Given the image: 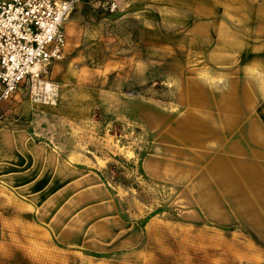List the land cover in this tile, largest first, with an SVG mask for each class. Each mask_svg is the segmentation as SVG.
I'll return each instance as SVG.
<instances>
[{"label":"rangeland","instance_id":"obj_1","mask_svg":"<svg viewBox=\"0 0 264 264\" xmlns=\"http://www.w3.org/2000/svg\"><path fill=\"white\" fill-rule=\"evenodd\" d=\"M117 1L77 0L64 58L11 97L7 116L43 149L11 155L32 194L21 173L2 181L0 264H264L263 198L212 169L246 162L248 118H264L240 90L264 67L262 0L223 27L163 0Z\"/></svg>","mask_w":264,"mask_h":264},{"label":"crops","instance_id":"obj_2","mask_svg":"<svg viewBox=\"0 0 264 264\" xmlns=\"http://www.w3.org/2000/svg\"><path fill=\"white\" fill-rule=\"evenodd\" d=\"M152 1L161 2L162 0ZM242 1L244 0H163V2L167 5L168 11L176 9L182 10L184 12H191L193 18H191L190 20L198 21L195 24V26L197 27H223L224 22L229 21V19L225 20L223 18V13H234L243 10L244 6H242ZM86 2L89 6H91L90 0H86ZM261 3L262 5L259 7L260 10L257 7L256 9L254 8V12L260 11L261 13H264V0H262ZM179 6H183V8H180ZM253 20L254 19H251L250 23H248L247 26H252ZM226 25L237 26L232 23ZM65 34L67 41L66 30ZM67 43L68 42H66V45ZM261 69L263 73L261 71L259 72V74L256 75L259 76V78L254 77L253 81L250 79L247 85H244L245 87H242L240 89L242 91L247 90L249 92V108H252L254 106L253 103L256 102L257 98L258 100H264V67ZM255 81H257L258 84ZM234 83V81L229 83V88L227 90H230L232 88L233 91L236 90L233 87ZM232 90L228 92L227 100H232ZM11 104L12 98H10L1 105L2 117L0 119V197L2 193H6V191L2 188H8L9 186L3 185L2 181H6V179L9 178L15 179V174L21 173L18 172V170L16 169L18 168L17 164H19V161L17 163L16 158L11 157V155L20 154L22 156L27 155V157H30V155H32L31 152L33 149L38 148L39 146L40 149L42 148L41 145L36 146L35 144H33L30 132L27 131V125L22 124V122L13 123L10 117L7 116L9 113L13 112V110L11 109L14 107V105ZM249 113H251V111ZM248 120V123L250 125V132L249 137L247 139V161H235L234 159L229 158L228 156L222 155V162H220V167H218L217 164H214L212 166V169L217 170L221 168L220 171L222 170L227 172H237L238 174H235L233 178L236 180V177L239 176L242 180L245 179L246 181H248V188L250 193L252 194L253 191L255 199L260 200V198H263L264 202V121H262L264 120V118L254 117L250 115ZM184 124L185 126H188L190 125V122L185 121ZM217 157H219V155L216 156V158ZM30 162L31 159H26L24 157V159L21 160V167L23 168L26 164H29ZM27 169L28 168L23 170L24 174L21 173L19 175V178H22V180L23 176H26L25 171H27ZM25 178L26 179L24 181L20 182V188L23 187V190L21 192L24 195H31L32 192L30 190L28 191V193L25 191L27 176ZM236 186L239 188L243 187L238 184H236ZM260 194L262 195L259 196ZM3 210H5V208L2 207L0 198V212ZM255 230L259 235H264V227L263 231H261L259 228Z\"/></svg>","mask_w":264,"mask_h":264},{"label":"built area","instance_id":"obj_3","mask_svg":"<svg viewBox=\"0 0 264 264\" xmlns=\"http://www.w3.org/2000/svg\"><path fill=\"white\" fill-rule=\"evenodd\" d=\"M77 0H0L1 105L25 81L47 73L65 55L64 23ZM99 10L113 12L117 0H90Z\"/></svg>","mask_w":264,"mask_h":264},{"label":"bare ground","instance_id":"obj_4","mask_svg":"<svg viewBox=\"0 0 264 264\" xmlns=\"http://www.w3.org/2000/svg\"><path fill=\"white\" fill-rule=\"evenodd\" d=\"M42 89H45V91L48 92V91H50V90L52 89V85H51L50 83H47V82H46V83H43V84H42ZM52 91H53V90H52ZM52 91H51V92H52ZM51 92H50V93H51Z\"/></svg>","mask_w":264,"mask_h":264}]
</instances>
